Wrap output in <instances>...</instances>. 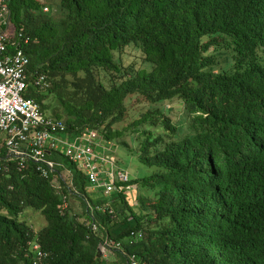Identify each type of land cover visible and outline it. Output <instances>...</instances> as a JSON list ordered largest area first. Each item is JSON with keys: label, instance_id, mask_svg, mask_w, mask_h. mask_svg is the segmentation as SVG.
<instances>
[{"label": "trees", "instance_id": "trees-1", "mask_svg": "<svg viewBox=\"0 0 264 264\" xmlns=\"http://www.w3.org/2000/svg\"><path fill=\"white\" fill-rule=\"evenodd\" d=\"M46 1L8 2L29 69L50 84L25 97L69 134L126 148L135 135L153 172L104 195L59 153L66 180L20 168L0 142V264H264V0ZM129 46L143 68L115 60ZM130 97L147 108L130 116ZM105 242L119 246L109 260Z\"/></svg>", "mask_w": 264, "mask_h": 264}, {"label": "built area", "instance_id": "built-area-1", "mask_svg": "<svg viewBox=\"0 0 264 264\" xmlns=\"http://www.w3.org/2000/svg\"><path fill=\"white\" fill-rule=\"evenodd\" d=\"M8 2L0 0V142L7 149V156L17 160L20 168L26 162L33 163L44 178L59 172L66 180L71 178L70 170L49 158L50 153H59L83 173L90 190L102 189L104 195L130 191L132 187L126 185L130 180L127 172L115 170L114 159L105 154L110 143L96 130L84 128L78 134H69L61 120L49 117L33 99L25 97L29 84L40 90H47L50 84L44 74L29 69L25 54L29 37L22 29L12 28ZM98 147L102 155L95 153ZM65 205L63 202L62 206ZM95 229L92 225L91 230ZM111 247L119 248L105 242L98 249L108 253ZM31 249L39 260L46 256L36 243L31 244ZM127 264L146 263L129 258Z\"/></svg>", "mask_w": 264, "mask_h": 264}, {"label": "rangeland", "instance_id": "rangeland-1", "mask_svg": "<svg viewBox=\"0 0 264 264\" xmlns=\"http://www.w3.org/2000/svg\"><path fill=\"white\" fill-rule=\"evenodd\" d=\"M34 1L39 4H46V2H48L46 0H34ZM51 2L55 4L56 0H51ZM47 8L49 9V11H52L53 14H55L53 5H50ZM114 58L115 60L120 61L119 64L122 65V68H128L129 65H134V69H140L145 66L142 63L143 61L141 59L139 50L132 46L125 47V49H123L121 52L115 53ZM101 76L104 82L106 83V80L108 79L110 75L101 74L100 78ZM125 106H126L125 108L127 109L126 111L129 113L130 116H134L137 111L145 110L147 108L146 104L139 103L138 101L134 99V97L127 98L125 100ZM171 106L172 107L169 109L171 110L169 116L173 120V123L180 120L181 117L182 118L185 117L183 112L181 110H178L177 108L178 105L172 103ZM130 116L123 123H121L120 126L127 125L131 120ZM184 128H185L184 131L182 130V135L186 133V127L184 126ZM134 137L128 132L125 133L123 139L128 143V148L112 140L109 148L105 152L106 155L114 159L115 170L127 172L128 178L130 180L141 179L145 176L150 175L153 172V169L146 168L138 162L137 156H136L137 146L133 140ZM95 153L98 155L103 154L100 147L95 149ZM104 166L108 167L109 165L105 164ZM141 193H143V191H141ZM70 203L72 205V208H74L73 210L80 213L78 201L74 199H70ZM80 221L82 222L84 220L81 219ZM41 223H43L42 219H41ZM100 254L105 260H109L110 258L109 253H106L104 250L100 249Z\"/></svg>", "mask_w": 264, "mask_h": 264}]
</instances>
